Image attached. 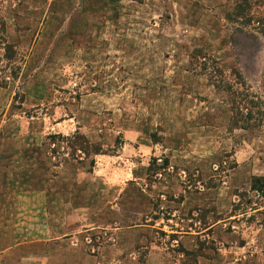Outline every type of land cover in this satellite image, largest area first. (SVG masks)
I'll return each instance as SVG.
<instances>
[{"label": "rangeland", "instance_id": "obj_1", "mask_svg": "<svg viewBox=\"0 0 264 264\" xmlns=\"http://www.w3.org/2000/svg\"><path fill=\"white\" fill-rule=\"evenodd\" d=\"M0 264H264V0H0Z\"/></svg>", "mask_w": 264, "mask_h": 264}, {"label": "trees", "instance_id": "obj_2", "mask_svg": "<svg viewBox=\"0 0 264 264\" xmlns=\"http://www.w3.org/2000/svg\"><path fill=\"white\" fill-rule=\"evenodd\" d=\"M241 10V9H240ZM237 12V11H236ZM259 180H263V179H260V178H255V179H253V181L255 182V181H259ZM252 187L255 189V186L253 185V183H252ZM257 189H259V188H257Z\"/></svg>", "mask_w": 264, "mask_h": 264}]
</instances>
